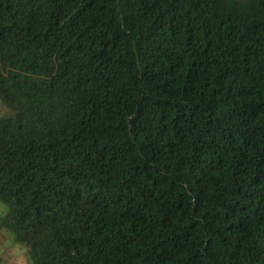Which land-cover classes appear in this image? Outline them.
Listing matches in <instances>:
<instances>
[{
	"label": "trees",
	"instance_id": "1",
	"mask_svg": "<svg viewBox=\"0 0 264 264\" xmlns=\"http://www.w3.org/2000/svg\"><path fill=\"white\" fill-rule=\"evenodd\" d=\"M0 104L30 264H264V0H0Z\"/></svg>",
	"mask_w": 264,
	"mask_h": 264
},
{
	"label": "rangeland",
	"instance_id": "2",
	"mask_svg": "<svg viewBox=\"0 0 264 264\" xmlns=\"http://www.w3.org/2000/svg\"><path fill=\"white\" fill-rule=\"evenodd\" d=\"M7 115L8 110L0 104V119ZM21 260L30 264L27 248L15 242L11 234L0 230V264H17Z\"/></svg>",
	"mask_w": 264,
	"mask_h": 264
},
{
	"label": "clouds",
	"instance_id": "3",
	"mask_svg": "<svg viewBox=\"0 0 264 264\" xmlns=\"http://www.w3.org/2000/svg\"><path fill=\"white\" fill-rule=\"evenodd\" d=\"M8 210L9 209H8L7 205L0 202V218H2L3 215H5L8 212ZM17 264H27V261L21 260V261H18Z\"/></svg>",
	"mask_w": 264,
	"mask_h": 264
}]
</instances>
